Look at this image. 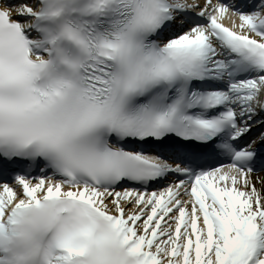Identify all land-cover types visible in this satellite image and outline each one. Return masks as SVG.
I'll use <instances>...</instances> for the list:
<instances>
[{
	"label": "snow or ice",
	"instance_id": "6c2138e0",
	"mask_svg": "<svg viewBox=\"0 0 264 264\" xmlns=\"http://www.w3.org/2000/svg\"><path fill=\"white\" fill-rule=\"evenodd\" d=\"M0 264H264V0H0Z\"/></svg>",
	"mask_w": 264,
	"mask_h": 264
},
{
	"label": "bare ground",
	"instance_id": "6f19581e",
	"mask_svg": "<svg viewBox=\"0 0 264 264\" xmlns=\"http://www.w3.org/2000/svg\"><path fill=\"white\" fill-rule=\"evenodd\" d=\"M227 23V22H226Z\"/></svg>",
	"mask_w": 264,
	"mask_h": 264
}]
</instances>
